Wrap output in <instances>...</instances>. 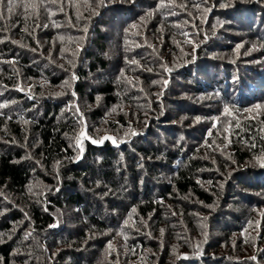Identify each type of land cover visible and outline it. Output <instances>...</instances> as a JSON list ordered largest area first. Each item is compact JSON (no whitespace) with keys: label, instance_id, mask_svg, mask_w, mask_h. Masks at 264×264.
Segmentation results:
<instances>
[{"label":"trees","instance_id":"trees-1","mask_svg":"<svg viewBox=\"0 0 264 264\" xmlns=\"http://www.w3.org/2000/svg\"><path fill=\"white\" fill-rule=\"evenodd\" d=\"M249 38L263 47L250 51ZM183 95L241 110L264 101V0H13L11 11L4 0L0 264H164L177 231L196 225L190 214L217 201L203 182L220 172L200 147L166 139L188 130L182 115L215 112ZM81 119L91 139L106 127L117 144L83 140L77 159ZM234 121L226 139L211 125L198 137L232 151L229 192L257 202L242 190L264 192V114ZM231 215L175 264H262L264 248L254 260L212 252L246 226Z\"/></svg>","mask_w":264,"mask_h":264},{"label":"rangeland","instance_id":"rangeland-1","mask_svg":"<svg viewBox=\"0 0 264 264\" xmlns=\"http://www.w3.org/2000/svg\"><path fill=\"white\" fill-rule=\"evenodd\" d=\"M245 37H249L248 35H245ZM150 39V36H148L145 40V45H149V43L153 44ZM163 42V41H162ZM244 42L249 43L250 51L253 49H258L259 47H263L259 44H255L256 41H253L252 38L244 40ZM253 43V44H252ZM156 50L155 48H153ZM262 49V48H260ZM157 51V50H156ZM222 56H226L227 54H222ZM159 57L166 61L165 58L167 57L165 52L161 51V55L159 54ZM159 77V76H157ZM161 77V76H160ZM155 80V79H154ZM170 81V76L165 75V80L163 81V90L166 89V85ZM147 88V87H146ZM148 90V88H147ZM150 92L148 91V94ZM161 93V90L160 92ZM183 97L191 100L196 105L201 107H208L209 102L212 103V106L215 107L214 114L206 115L209 118H204L200 114L196 117H191V115H182L179 120L178 124L184 126L185 129H188L184 134L176 133L168 135L166 133V139L167 141L175 140L176 144H180L182 147L183 145H189L193 148L200 147V152H197L198 155L203 156V158L210 161L213 166L216 168V171H219L218 174H213L209 172H205L206 177H211V175L214 177L215 181H205L203 182L204 186L206 188L214 189L213 191L214 198L217 199L215 205L208 206L210 208H203L202 206H198L197 210L194 211L191 215L193 219H196V225H187V232L180 234L177 231V234H175V238L172 241V246H174L173 249L170 250V254L165 257L164 264H175V261H179L181 257H183L185 254L184 252L188 251L189 249H185V246L183 245L185 242L191 245H202L209 247L207 238V234L209 232V224L212 220H215L217 215L219 216L217 222L219 224H228L229 220L232 223H235L234 218H230V215H236L237 218H241L244 221H247L246 226L239 228L240 231L238 233H232L231 237L228 240H221V244L219 245V242L217 243V248L211 249L214 253H219L220 255L223 254L229 258H235L237 260H254L256 259V256L258 255V252L260 249L264 248V242L263 246L258 247V236L262 234V230L264 229V192L262 191H251L247 189H243L242 192L244 194H256L257 202L252 199H248L243 194H231L229 192V188L231 189L233 186H236V183L233 184V181L231 179L232 171L237 167L236 160L234 158V155L232 151L229 150V148L226 145H222L215 140L213 142L208 136H206V139L203 141V139L199 140V135H201L202 130L207 129L209 125L212 126L211 129H214L217 131V134H225L226 137L228 134L232 131V128L229 127V124H234V120H239L240 118H252L256 119L260 117V115L264 114V101H260L259 103H251L248 104L247 107H245V110H241L239 108H234L232 106H228V108L223 107L219 103L216 104L215 101L212 100L211 97L208 96H200L198 98H195V96H189V95H183ZM213 101V102H211ZM97 105L100 107L101 102H98ZM97 107V106H96ZM95 108L94 106H91L89 109ZM168 108L170 109V106L168 105ZM171 110L174 111L175 109L171 107ZM208 114L209 112H205ZM188 114V113H187ZM83 122L81 124V128L79 129V132L77 133V147L80 150L79 156L77 159L81 157L82 154V147L81 143L83 140H90L95 141V144H100V142L104 140H109L113 145H116V140L105 133L106 127H96L97 135L99 136L98 140L91 139L89 134V123L83 119H81ZM146 118H143L140 120L138 124H144L146 123ZM96 123V122H95ZM98 123V122H97ZM100 123V122H99ZM146 125V124H145ZM233 126V125H232ZM95 128V127H94ZM218 128V129H216ZM101 133V134H100ZM216 134V135H217ZM171 136V137H170ZM170 137V138H168ZM221 137V136H220ZM229 139V138H228ZM209 140V141H208ZM94 143V142H93ZM172 143V142H171ZM228 144V142H226ZM256 162V158L251 159L248 161V165H252ZM222 170V171H221ZM223 171H226L225 173ZM211 174V175H210ZM212 177V178H213ZM219 177V178H218ZM214 184L216 187H214ZM233 185V186H232ZM218 193V195H217ZM254 196V198H256ZM197 203V202H195ZM201 204V203H200ZM226 209V210H224ZM224 210V211H223ZM94 212V211H93ZM243 212H245L243 214ZM222 213V214H218ZM231 215V216H232ZM248 219V220H247ZM227 221V222H226ZM221 222V223H220ZM149 226H147L148 228ZM211 228V225H210ZM149 229V228H148ZM211 233V232H210ZM218 230H214L212 235H217ZM159 235V239H157L158 242H156V245H158L157 253L161 250V245L164 240L163 235ZM151 237V236H149ZM155 238V237H154ZM160 240V242H159ZM185 243V244H186ZM208 245H206V244ZM160 245V246H159ZM149 249V248H148ZM149 253H155V249L151 248L148 250ZM147 253V252H146ZM160 256V255H159ZM159 262V263H158ZM145 261H143V264ZM153 264H161L160 261H156ZM262 264H264V261H262Z\"/></svg>","mask_w":264,"mask_h":264},{"label":"snow or ice","instance_id":"snow-or-ice-1","mask_svg":"<svg viewBox=\"0 0 264 264\" xmlns=\"http://www.w3.org/2000/svg\"><path fill=\"white\" fill-rule=\"evenodd\" d=\"M4 2V0H0V4H2ZM8 3V10L11 11L12 6H13V0H7ZM41 3H43V0H41ZM134 27V25H133ZM95 143V141H93Z\"/></svg>","mask_w":264,"mask_h":264}]
</instances>
